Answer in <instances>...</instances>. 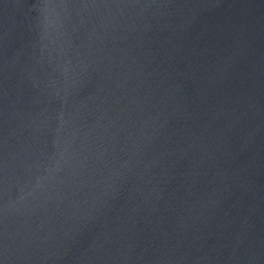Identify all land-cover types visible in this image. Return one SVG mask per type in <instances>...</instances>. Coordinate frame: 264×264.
Instances as JSON below:
<instances>
[{
  "label": "water",
  "instance_id": "1",
  "mask_svg": "<svg viewBox=\"0 0 264 264\" xmlns=\"http://www.w3.org/2000/svg\"><path fill=\"white\" fill-rule=\"evenodd\" d=\"M0 264H264V0H0Z\"/></svg>",
  "mask_w": 264,
  "mask_h": 264
}]
</instances>
